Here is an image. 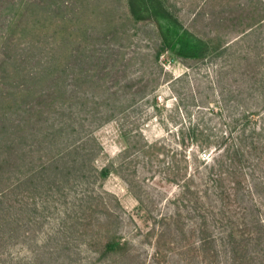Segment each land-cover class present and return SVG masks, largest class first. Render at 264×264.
Masks as SVG:
<instances>
[{
	"label": "rangeland",
	"instance_id": "rangeland-1",
	"mask_svg": "<svg viewBox=\"0 0 264 264\" xmlns=\"http://www.w3.org/2000/svg\"><path fill=\"white\" fill-rule=\"evenodd\" d=\"M247 113L261 164L264 0H0V264H264V191L196 193Z\"/></svg>",
	"mask_w": 264,
	"mask_h": 264
},
{
	"label": "trees",
	"instance_id": "trees-1",
	"mask_svg": "<svg viewBox=\"0 0 264 264\" xmlns=\"http://www.w3.org/2000/svg\"><path fill=\"white\" fill-rule=\"evenodd\" d=\"M167 37L164 36L163 41L166 42ZM179 43L182 44V50L185 52L187 50L183 45L182 39L180 37ZM184 53H182L183 55ZM190 57H196L192 55ZM255 113H247L242 115L241 118L236 119V123L242 121L243 130L235 138H231V135L228 137H223L221 142L219 141V156L220 160H215L214 165L211 166V171H218V173H222V175H216L213 177L207 176L206 185L202 190H197V194H201L206 197L210 193H214L217 195V198L230 197L235 196L237 199L241 195H248L247 197L252 198L253 205L257 207V203L255 201L256 195L258 192L264 191V163L259 164V154L263 150V146L261 141H259L260 130L259 127H254L250 131H247V124L254 118ZM235 128V127H234ZM193 138L196 137L195 132L193 131ZM192 138V136H191ZM218 149V148H217ZM257 161V162H256ZM208 161L204 159V164ZM220 169V170H219ZM104 171V172H103ZM102 175L104 177L108 176V171L103 169ZM224 182L229 183L228 189L223 188L222 190H218L221 184ZM212 187H216L215 189H211ZM244 187L243 189H241ZM187 189V186L185 187ZM214 190V192H212ZM262 222V221H261ZM120 247V243L110 241L106 247L105 251H115Z\"/></svg>",
	"mask_w": 264,
	"mask_h": 264
}]
</instances>
